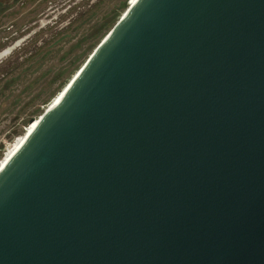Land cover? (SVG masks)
Returning a JSON list of instances; mask_svg holds the SVG:
<instances>
[{"label": "water", "instance_id": "obj_1", "mask_svg": "<svg viewBox=\"0 0 264 264\" xmlns=\"http://www.w3.org/2000/svg\"><path fill=\"white\" fill-rule=\"evenodd\" d=\"M0 264H264V0H134L0 166Z\"/></svg>", "mask_w": 264, "mask_h": 264}, {"label": "rangeland", "instance_id": "obj_2", "mask_svg": "<svg viewBox=\"0 0 264 264\" xmlns=\"http://www.w3.org/2000/svg\"><path fill=\"white\" fill-rule=\"evenodd\" d=\"M130 0H0V160ZM2 73V74H1Z\"/></svg>", "mask_w": 264, "mask_h": 264}, {"label": "bare ground", "instance_id": "obj_3", "mask_svg": "<svg viewBox=\"0 0 264 264\" xmlns=\"http://www.w3.org/2000/svg\"><path fill=\"white\" fill-rule=\"evenodd\" d=\"M134 0H130L128 6L133 2ZM78 70H76L72 76L69 78V80L65 83V85L62 87V89L53 97V99L50 101V103L46 106V109L52 105L58 98L60 93L62 92V90L65 88V86L69 83V81L75 76V74L77 73ZM39 116L35 117V120L33 122H29L23 133L18 136L12 143L9 144V146L7 147V150L3 156V158L0 160V166L3 165L8 158L15 152V150L20 146V144L23 142L24 138L26 137V135L31 131V129L34 127V125L37 122Z\"/></svg>", "mask_w": 264, "mask_h": 264}, {"label": "flooded vegetation", "instance_id": "obj_4", "mask_svg": "<svg viewBox=\"0 0 264 264\" xmlns=\"http://www.w3.org/2000/svg\"><path fill=\"white\" fill-rule=\"evenodd\" d=\"M2 74V73H1Z\"/></svg>", "mask_w": 264, "mask_h": 264}, {"label": "trees", "instance_id": "obj_5", "mask_svg": "<svg viewBox=\"0 0 264 264\" xmlns=\"http://www.w3.org/2000/svg\"><path fill=\"white\" fill-rule=\"evenodd\" d=\"M1 5V4H0Z\"/></svg>", "mask_w": 264, "mask_h": 264}]
</instances>
